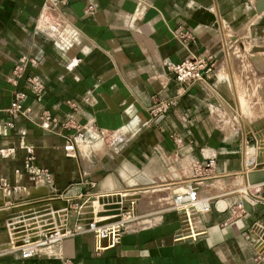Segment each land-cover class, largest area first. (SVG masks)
Returning <instances> with one entry per match:
<instances>
[{"label":"crops","instance_id":"1","mask_svg":"<svg viewBox=\"0 0 264 264\" xmlns=\"http://www.w3.org/2000/svg\"><path fill=\"white\" fill-rule=\"evenodd\" d=\"M253 7L249 0H0V179L10 188L0 191V245L7 220L37 212L48 198L72 205L88 194L136 192L139 213L120 245L99 256L85 234L40 258L13 254L0 264H254L245 232L254 223L264 226V190L248 184L245 161L264 151V139L247 133L254 120L238 113L242 122L232 123L229 102L219 96L233 70L240 80H258L252 108L261 109L264 53L228 55L224 38L225 30L256 13ZM198 55L213 57L220 89L198 83L181 94L170 67ZM247 61L253 64L242 73ZM16 65L24 70L13 86ZM29 76L44 84L40 103L29 93ZM16 91L26 94L30 120L5 112ZM153 96L176 98L177 105L151 120L146 111ZM43 112L57 124H43ZM101 132L114 135L113 145H105ZM28 156L52 173L49 182L14 175ZM208 160L214 168L198 193L210 199V212L200 218L202 232L184 239L176 213L163 208L194 165ZM242 199L250 213L236 211Z\"/></svg>","mask_w":264,"mask_h":264},{"label":"built area","instance_id":"2","mask_svg":"<svg viewBox=\"0 0 264 264\" xmlns=\"http://www.w3.org/2000/svg\"><path fill=\"white\" fill-rule=\"evenodd\" d=\"M87 10L91 11L92 7ZM214 66L213 57L210 55L189 56L170 67V72L183 94L187 87L194 84L208 86L214 78ZM23 70L24 65L14 67L9 80L13 86L22 78ZM26 82L33 102L40 103L45 92L43 82L38 76H29ZM25 100L24 92H14L10 105L5 110L6 114L12 119L23 117L30 120L32 111L30 107L24 106ZM176 105V98L164 100L153 96L146 112L149 119L154 120L167 115ZM40 119L43 124H57V120L46 112L41 114ZM64 126L71 127L70 122ZM99 134L104 135L102 132ZM64 151L67 157H71L73 148L66 145ZM34 160L32 156L24 158L22 167L14 169V175L24 174L32 182H49L52 173L48 169L36 167ZM255 160L253 155L246 158V171L254 165ZM213 168V160L204 164L196 163L187 181L173 194L170 210L177 215L181 238L194 239L202 232L200 218L210 212V199L200 197L198 190L201 182L210 177ZM89 186L92 187L93 183ZM0 191L4 194L10 191L6 178L0 179ZM256 200L260 201L259 198ZM235 209L238 213H244L241 202L236 204ZM72 212L73 223L70 229ZM138 219L136 196L129 191L88 194L80 203L72 205L68 202L62 203L56 197L48 198L42 202L37 212L5 222L6 241L0 245V257L18 254L21 259L40 258L45 252L57 249L65 239L85 234L91 237L93 254L99 256L119 246L126 228ZM245 235L255 252L254 264H264V226L254 223L246 230ZM62 262L75 264L68 259H62Z\"/></svg>","mask_w":264,"mask_h":264},{"label":"rangeland","instance_id":"3","mask_svg":"<svg viewBox=\"0 0 264 264\" xmlns=\"http://www.w3.org/2000/svg\"><path fill=\"white\" fill-rule=\"evenodd\" d=\"M250 4L253 5L254 10L256 13H250L249 17H246L245 23L243 26H239L238 28L231 27L228 30L224 31V38L227 45V54H244L245 56L251 55V54H260L264 53V46H253V40L256 38H263V27H264V14H260L264 8V0H249ZM258 28V30H257ZM257 33V35H256ZM263 42V41H262ZM264 43V42H263ZM252 65L251 62H244L242 66H240L238 69L243 71L248 70L249 68L246 67V65ZM232 69V68H231ZM263 70V68H262ZM246 73V72H245ZM224 85L226 87L225 95L219 94V96L223 97L224 99L227 98L231 111L234 113L233 116H231V122L236 123L239 121L240 123L242 120H254L255 125H251L248 127H245L247 133L252 134V136H256L258 140L264 139V92L262 90V93L260 97L258 98L259 104H261L260 110H254L252 108V98L257 96V91H253V86L255 84L257 90L259 89L258 80H255L252 82L248 78L239 79L236 71L231 70L230 77H225ZM222 79L219 78L216 80H212L208 83V86L214 85L216 87H219L221 85ZM264 86H262V89ZM238 90L242 91L244 93H237ZM238 99V100H237ZM236 107L238 109H236ZM236 110H238L236 112ZM242 116L239 120L240 116ZM237 120V121H236ZM260 123V124H257ZM237 125V124H236ZM238 126V125H237ZM114 135L112 134H99V137L102 139V141L105 143L107 147L110 145H113L114 142ZM262 146H264V143H262ZM264 151L259 150L257 155L254 156L256 158L255 163L253 166L249 167L248 172V179L247 182L252 186L253 184L260 185L261 189L264 190ZM252 178V179H251ZM248 191H245V193ZM136 195V192H133ZM138 204V203H137ZM170 204L167 206H164V210L169 209Z\"/></svg>","mask_w":264,"mask_h":264},{"label":"water","instance_id":"4","mask_svg":"<svg viewBox=\"0 0 264 264\" xmlns=\"http://www.w3.org/2000/svg\"><path fill=\"white\" fill-rule=\"evenodd\" d=\"M241 204H242L245 212H247V213L251 212L250 205H248L244 199L241 200Z\"/></svg>","mask_w":264,"mask_h":264},{"label":"bare ground","instance_id":"5","mask_svg":"<svg viewBox=\"0 0 264 264\" xmlns=\"http://www.w3.org/2000/svg\"><path fill=\"white\" fill-rule=\"evenodd\" d=\"M245 191H247V189H245ZM94 206H96V202H94Z\"/></svg>","mask_w":264,"mask_h":264}]
</instances>
